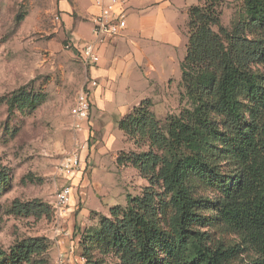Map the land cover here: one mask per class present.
<instances>
[{"label":"trees","instance_id":"trees-1","mask_svg":"<svg viewBox=\"0 0 264 264\" xmlns=\"http://www.w3.org/2000/svg\"><path fill=\"white\" fill-rule=\"evenodd\" d=\"M224 3L199 0L188 8L179 63L184 107L161 121L145 98L117 121L136 151L116 162L147 184L125 205L110 206L84 236L85 264H96L94 251L111 256L110 264H238L245 247L255 252L245 264H264V0H242L227 26ZM44 100L45 93L24 87L0 96L10 113ZM9 178L0 166V193ZM7 212L39 219L52 209L39 198H14ZM213 222L230 227L239 242L213 240L204 229ZM48 248L44 236L24 237L0 248V263L46 264Z\"/></svg>","mask_w":264,"mask_h":264},{"label":"rangeland","instance_id":"rangeland-1","mask_svg":"<svg viewBox=\"0 0 264 264\" xmlns=\"http://www.w3.org/2000/svg\"><path fill=\"white\" fill-rule=\"evenodd\" d=\"M241 4L242 0H225L224 25H229ZM55 13L56 0H0V96L20 87L45 93V100L33 109L10 113L6 104H0V166L10 175L0 193V248L7 250L24 237L44 236L49 243L44 254L46 264H60V253L64 256L61 264H82L81 250L87 243L84 236L98 226L103 211L108 215L110 205H125L126 196L139 194L147 181L132 166L117 164L121 152L136 151V147L116 125L104 133V124L98 128L96 115H91L86 125L79 122L75 127L71 107L89 75L88 66L65 47L70 35L57 28L60 20L54 19ZM178 17L186 14L179 13ZM181 54L185 49H178L177 56ZM161 59L162 70L170 72L171 62L164 56ZM179 70L176 66L177 80ZM176 79L163 85L155 78L148 79L151 109L161 121L185 105ZM136 98L130 92L124 100L133 102ZM117 120L112 118L113 124ZM74 153L80 157V169L71 178L61 177L57 173L59 163ZM64 182H71L73 188L66 212L59 214L53 208L55 192ZM14 198H39L50 205L52 214L39 219L8 214ZM204 229L215 241L226 245L239 242L235 231L222 223L213 222ZM91 257L96 264L114 261L96 251ZM254 257L253 249L245 247L233 262L245 264Z\"/></svg>","mask_w":264,"mask_h":264},{"label":"crops","instance_id":"crops-1","mask_svg":"<svg viewBox=\"0 0 264 264\" xmlns=\"http://www.w3.org/2000/svg\"><path fill=\"white\" fill-rule=\"evenodd\" d=\"M198 3L199 0H129L126 27L117 37H104L99 46L98 62L88 66V77L97 81L91 91L90 116L96 115L98 128L104 124V133L111 131L114 125L118 128L112 118L119 120L134 105L150 96V77L162 85L176 79V66L184 56H177L178 49L186 51L187 45V11ZM98 10L91 0H56L55 14L60 20L57 28L68 32L69 42L74 44L91 41L94 39L92 17ZM179 13H185L186 17L180 19ZM72 52L78 57L75 51ZM162 56L172 64L169 73L162 70ZM179 80L176 79L178 83ZM130 92L137 97L133 102L124 100ZM101 93L103 96L99 97ZM120 96H123L121 100ZM103 215H107L106 210Z\"/></svg>","mask_w":264,"mask_h":264},{"label":"built area","instance_id":"built-area-1","mask_svg":"<svg viewBox=\"0 0 264 264\" xmlns=\"http://www.w3.org/2000/svg\"><path fill=\"white\" fill-rule=\"evenodd\" d=\"M98 7V13L92 17L94 39L83 44L66 43L65 47L75 51L79 59L87 66L98 62L99 46L104 42L105 36L117 37L126 27V9L129 0H91ZM54 19L59 21L58 14H54ZM97 85L96 79L87 77L83 86L77 92L74 103L71 107V114L75 118V127L88 123L91 112V91ZM80 157L74 153L64 157L57 167V173L61 177L71 178L80 169ZM73 184L71 182L60 183L55 192L54 210L65 213L71 200ZM63 254H59L58 261L63 262ZM82 264L85 260L81 257Z\"/></svg>","mask_w":264,"mask_h":264}]
</instances>
